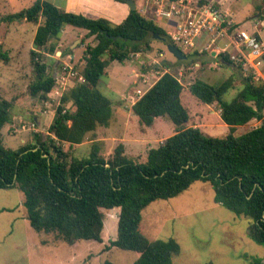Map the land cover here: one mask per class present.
I'll list each match as a JSON object with an SVG mask.
<instances>
[{"label":"trees","instance_id":"obj_1","mask_svg":"<svg viewBox=\"0 0 264 264\" xmlns=\"http://www.w3.org/2000/svg\"><path fill=\"white\" fill-rule=\"evenodd\" d=\"M20 21L38 25L30 51L36 79L29 94L44 103L56 85V74L48 73L44 54L58 51L64 29L85 30V39L96 40L95 45H86L82 57L84 82L60 97L47 133L36 132L31 142L17 149L3 144L2 130L12 123L13 103L0 94V190L23 193V206L35 232L55 234L69 245L82 240L102 244L103 210L119 208L117 239L106 249L138 253L134 264H173L180 253L179 243L174 239L150 241L140 230L143 211L155 201L176 198L202 182L212 186L216 203L249 218L250 236L264 244V81L255 79L254 70L246 76L239 73L243 86L231 102H225L224 96L236 89L232 78L218 86L198 79L189 87L200 102L219 105L221 119L229 127L226 136H209L199 127L187 126L191 117L181 102L184 87L175 75L166 72L136 101L132 111L143 127L167 118L175 133L158 148L150 149L143 163L129 158L122 144L106 159L97 140H93L90 155L80 159L71 157L65 144L71 148L83 144L99 127H108L113 117V103L98 90L108 75L107 68L112 62L123 64L132 55L151 51L150 36H159L167 45L172 41L163 28L138 10L130 11L116 25L36 0L32 6L1 18L0 24ZM220 58L222 65H236L228 55ZM69 103L72 109L67 107ZM255 120L261 125L235 135L240 126ZM251 264L264 262L253 259Z\"/></svg>","mask_w":264,"mask_h":264},{"label":"rangeland","instance_id":"obj_2","mask_svg":"<svg viewBox=\"0 0 264 264\" xmlns=\"http://www.w3.org/2000/svg\"><path fill=\"white\" fill-rule=\"evenodd\" d=\"M35 1L0 0V19L32 6ZM189 1L191 5L217 8L227 22L238 21L234 29L238 27L237 31L240 32L247 30L249 33H256L254 25H262L261 22L264 21V0ZM136 3L145 17L159 22L166 32L172 31L163 19L154 18L153 12L143 0H136ZM37 28L38 25L27 21L0 24V94L13 103L12 126L5 127L2 140L11 149L18 148L22 139L26 140L25 144L32 141L36 132L46 134L60 104V98L55 93L47 97L48 103L29 94V87L36 79L35 68L30 61V50L34 47ZM84 33L86 31L66 27L61 35L62 46L58 51L44 54L50 75L63 74L64 67L72 68L75 73L66 80V86L60 84L64 88L59 85L62 95L83 82L80 77H83L82 57L86 45L96 44L95 38L85 39ZM208 39L207 36V39L201 40L199 47L181 49L186 57L190 55L181 63L168 50L165 42L151 36L148 38L151 51L132 55L123 64L112 62L107 69L109 75L102 78L98 90L113 103V130L109 133L106 127H99L95 134L86 137L83 144L72 148L65 144V151L71 157L86 158L92 151L93 140H98L101 136L110 139L108 143L105 140L98 142L101 154L106 159L113 155L116 147L124 145L123 140L127 143L124 145L126 155L136 163L145 162L148 151L158 148L164 140L171 137L175 133V126L167 118H158L150 128L148 138L144 139L146 141L137 146L132 141L133 138L120 129V124L130 129L131 135L147 133L146 128L137 126L128 108L166 72L175 75L184 86L181 102L191 117L187 126L199 127L209 136H226L228 128L221 119L219 105L200 102L190 93L189 87L198 79L218 86L232 78L236 89L224 96L225 102H231L238 94L237 89L243 86L242 76L249 75L252 69L244 68L242 71L237 65H222L220 58L210 55L211 50L216 49V54H219L224 47L219 45L222 38L212 47L207 46ZM69 51L75 56L73 59L62 55V52L65 54ZM226 53L230 57L231 54ZM241 72L243 75L239 76ZM148 74L150 79L146 77ZM67 107L72 109L71 103ZM35 117H41V124H36ZM260 124L255 120L247 126H240L235 135L241 136ZM214 199L212 186L197 182L176 198L158 200L148 206L143 211L140 230L150 241L174 239L179 243L180 253L173 258V264H251L253 259L264 262V244L256 242L250 236L251 220L235 215ZM23 200V193L18 189L0 190V264H103L106 261L134 264L140 257L136 252L117 247L106 249L111 241L117 239L119 208L103 210L106 215L102 236L104 243L82 240L69 245L55 234L35 232L28 221Z\"/></svg>","mask_w":264,"mask_h":264},{"label":"built area","instance_id":"obj_3","mask_svg":"<svg viewBox=\"0 0 264 264\" xmlns=\"http://www.w3.org/2000/svg\"><path fill=\"white\" fill-rule=\"evenodd\" d=\"M147 4L154 18L163 19L170 25L172 31L167 32L172 44L179 49H192L199 47L203 39L209 37L208 47H212L218 39H227L235 49L234 53L229 52V46L221 48L220 55H230V60L236 65L254 70L257 80L263 78L259 72V66L264 64V44L254 34L245 31H237L232 23L227 22L220 10L213 6L191 5L189 0H143ZM199 42V43H198ZM221 59V58H220ZM75 73L72 68L64 67L63 74L56 73V85L52 93L60 98L63 93L59 91V85L66 86V80ZM84 82V78L80 77ZM58 88V90H57ZM60 88H64L61 87ZM51 98V97H50ZM138 101V100H137ZM262 123L261 121H259ZM261 125V124H260Z\"/></svg>","mask_w":264,"mask_h":264},{"label":"crops","instance_id":"obj_4","mask_svg":"<svg viewBox=\"0 0 264 264\" xmlns=\"http://www.w3.org/2000/svg\"><path fill=\"white\" fill-rule=\"evenodd\" d=\"M51 3H53L55 6H57L58 8L66 11V12H69V13H74V14H80V15H83L87 18H91V19H98V18H104V19H107L109 20L111 23L113 24H121L126 18L127 16L129 15L130 13V8H129V5L127 3H123V2H119V1H115V0H47ZM137 5V3H135ZM137 10L142 13V10L138 8L137 6ZM221 12V11H220ZM143 14V13H142ZM158 21V20H157ZM156 22V21H155ZM238 21H235L232 23L233 27H236L235 25L237 24ZM156 24L159 25V22H156ZM262 25H260V23L257 25H254V28H255V32L256 33H249L247 30H241V31H245L249 34H254L257 38H259V40H261L264 44V21L261 22ZM161 27V26H160ZM162 28V27H161ZM81 30V29H80ZM236 30H238V27L236 28ZM81 31H85V30H81ZM85 35H87V31L86 33H84ZM92 39V38H90ZM199 43V42H198ZM209 43V42H208ZM208 43H207V46H208ZM200 45V43H199ZM220 46H229V52L231 53H234L235 52V49L232 45L229 44V41L227 39H222L221 40V43L219 44ZM60 46H62V44H60ZM34 49V48H32ZM31 49V50H32ZM207 50L208 47H206ZM30 50V51H31ZM216 49H213L210 51V55L215 58V56H217L218 54H216L215 52ZM214 51V52H213ZM214 53H215V56H214ZM72 59L75 57L74 55L70 56ZM158 67V66H157ZM108 69V68H107ZM259 72L262 73L263 75V78H264V64L259 66L258 68ZM108 75H109V72L107 71ZM147 79H150L149 77V74L146 75ZM156 83V82H155ZM154 84V83H153ZM152 84V85H153ZM152 85L149 86L148 89H150L152 87ZM184 87V86H183ZM147 89V90H148ZM144 94H141L139 96L138 99H140V97H142ZM136 103V101H134L132 103V105L128 108V111H129V114L134 118L137 126H141L140 123H139V119L137 116H135L133 114V111H132V106ZM114 117V116H113ZM124 117V116H123ZM113 119V118H112ZM123 120H125V117L123 118ZM53 121V118L50 122V125ZM35 122L36 124L40 123L41 124V117H35ZM138 122V123H137ZM156 122V121H155ZM112 120L110 122V125L108 127H106V130L108 131L109 130V133H111V129H112ZM155 124V123H154ZM49 125V126H50ZM7 126H12V124L10 125H7ZM196 127V126H195ZM225 127L228 128V132H229V127L225 124ZM146 128L147 130V133H140V134H133L131 135L130 134V129H128L127 127H123V124L121 123L120 124V129L123 130L124 133H126L129 137L133 138L132 141H135L134 144H136L137 146H140L142 144V142L146 141L144 140L145 138H148L149 136V130L150 128L152 127H144ZM5 129V128H4ZM4 129L2 130V136H3V131ZM113 130V129H112ZM140 131V130H139ZM42 132V131H41ZM100 138L97 140V141H102V140H105L107 143L110 142V139L109 138H102L101 136H99ZM165 141V140H164ZM31 142V141H29ZM28 142V143H29ZM122 142L124 143V145H126L127 143H125L123 140ZM21 143L20 145H18V148L22 145H24L26 143V140L25 139H22L21 140ZM3 144L5 145V142L3 140ZM17 149V148H16ZM127 153V152H126ZM125 153V154H126ZM129 156V155H127ZM105 242V240H104ZM103 242V243H104Z\"/></svg>","mask_w":264,"mask_h":264},{"label":"water","instance_id":"obj_5","mask_svg":"<svg viewBox=\"0 0 264 264\" xmlns=\"http://www.w3.org/2000/svg\"><path fill=\"white\" fill-rule=\"evenodd\" d=\"M126 3L129 5L131 11L137 10V5L135 4L134 0H126ZM157 39H162L159 36H155ZM163 40V39H162ZM168 50L180 61L185 60L187 57L184 53L179 49L177 46L173 44H169ZM215 56V53H214Z\"/></svg>","mask_w":264,"mask_h":264}]
</instances>
